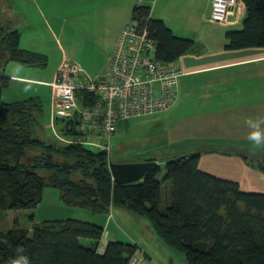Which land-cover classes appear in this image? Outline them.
<instances>
[{
    "label": "trees",
    "instance_id": "obj_1",
    "mask_svg": "<svg viewBox=\"0 0 264 264\" xmlns=\"http://www.w3.org/2000/svg\"><path fill=\"white\" fill-rule=\"evenodd\" d=\"M241 1L246 17L240 31L226 33V49L264 48V0ZM132 21L148 32L154 60L162 64L176 63L194 51V39L175 37L162 21L150 18L148 7L135 6ZM9 63L45 69L48 58L20 49L19 32L0 27L3 88L10 83L4 76ZM76 98L81 108L99 101L85 88L76 91ZM42 112L35 97L0 106V213L36 209L45 190L55 189L70 208L95 215L118 208L144 218L186 264H264V194L242 192L237 183L199 169L202 154L219 153L238 156L264 175V157L203 149L156 162L141 181L120 185L109 169L113 159L83 143L77 114L54 120L57 136L69 142L61 144L58 137L40 138ZM103 234L102 227L73 219L43 221L31 230L15 224L6 232L0 229V264H8L19 246L30 251L34 264H129L138 247L108 242L99 253ZM81 239L90 241L87 247Z\"/></svg>",
    "mask_w": 264,
    "mask_h": 264
},
{
    "label": "crops",
    "instance_id": "obj_2",
    "mask_svg": "<svg viewBox=\"0 0 264 264\" xmlns=\"http://www.w3.org/2000/svg\"><path fill=\"white\" fill-rule=\"evenodd\" d=\"M9 2V10L3 11L0 0V18L4 13L6 18L0 19V27L19 32L20 49L45 55L48 65L41 70H48V73L9 63L4 69V76L10 79L8 89L20 90V98L2 103L15 99L22 101L28 97L39 98L42 103L45 99L50 116V84L61 64L67 61L79 68L81 72L77 84L82 88L91 81L104 78L119 33L132 22L133 8L144 6L150 8L151 19L162 21L177 38L194 39L195 47L192 53L177 61L182 75L178 78V97L172 107L153 117L133 118L116 125L110 147V152H114L113 160L118 164L129 158H141L138 163L165 162L203 149L248 155L257 153L254 157H264L260 156L264 147L254 148L247 138L250 131H259L264 136V122L255 128H248L245 123L248 119L264 121V48L226 49V33L240 31L246 17L242 1L235 7L234 14L222 24L209 20L210 0ZM87 139L84 136L82 140L92 141ZM199 169L216 178L237 183L242 192L264 194V175L249 168L238 156L202 154ZM44 198L54 200L55 205L61 208L59 198L57 203L52 191L45 190ZM79 212L72 215L103 228L104 238L99 245L103 249L108 242L134 244L138 247L136 255L144 257V264H186L160 239L156 242L161 246L159 255L141 235L143 241L134 238L125 242L115 241L116 234L114 241H110L109 229L116 223L113 215L119 221L124 218L132 223H140L141 217L113 208L106 219L100 218L97 222ZM144 226L150 239L155 240L150 224Z\"/></svg>",
    "mask_w": 264,
    "mask_h": 264
},
{
    "label": "built area",
    "instance_id": "obj_3",
    "mask_svg": "<svg viewBox=\"0 0 264 264\" xmlns=\"http://www.w3.org/2000/svg\"><path fill=\"white\" fill-rule=\"evenodd\" d=\"M240 0H211L210 21L222 24L234 14ZM154 43L145 29L132 21L119 33L115 49L108 60L107 74L91 81L87 87L99 97L95 106L81 108L76 98L80 87L77 66L64 61L58 69L52 90V119L80 117V129L86 145L110 153L111 139L119 122L153 117L172 107L178 97L177 63L162 64L154 60ZM102 253V249H99ZM134 255L129 264H141Z\"/></svg>",
    "mask_w": 264,
    "mask_h": 264
},
{
    "label": "rangeland",
    "instance_id": "obj_4",
    "mask_svg": "<svg viewBox=\"0 0 264 264\" xmlns=\"http://www.w3.org/2000/svg\"><path fill=\"white\" fill-rule=\"evenodd\" d=\"M210 2H211V0H210ZM1 4H2V10L3 11L9 10V7H8L10 4L9 0H1ZM4 16H5V13L3 15V18H0V19L1 20L6 19ZM31 52H33V51H31ZM35 53H37V52H35ZM39 71H41L42 73H48V70H41L40 69ZM8 72H10V71H8ZM20 92H21L20 90L16 91L13 89L3 88L0 86V106H1L2 102L11 101L14 98H20V97H18ZM17 100L18 99H15L14 101H17ZM42 100H43L42 101L43 112H42L41 122H42L43 130L42 129L39 130V136L41 139H45V140H48V139L49 140H55V139L57 140L56 137H58L57 136L58 133L54 130L52 112L49 116L47 107H45V105H46L45 99H42ZM51 105H52V97H51ZM162 117H164V116H162ZM49 125L51 126V128ZM58 139H59L61 144H64V143L69 144V142H64V141H68V140H63L59 137H58ZM99 151H101V150H99ZM122 151H124V149H122ZM107 155L113 159L114 152L107 153ZM252 155L256 156L257 153H253ZM263 155H264V152L260 153V156H263ZM129 157H134V155L129 156ZM140 160H142V159L141 158H139V159L129 158V159H123L122 163H138ZM141 162H143V161H141ZM114 163H116V162L114 161ZM48 190L52 191L53 194L56 195V197H57L56 201L58 203V197H59L58 192L55 189L54 190L48 189ZM59 205L61 208H59L58 205H55L54 200L44 198L43 202H41L40 205L36 209L8 211V212H4V213L2 212V213H0V220H1L0 229H1V231L6 232V231L12 229L15 224H18L19 227H21V228L31 230V228L33 227L34 224H39L40 222H43L46 220L51 221V220L73 219V220L81 221L82 220L81 217H78L76 215H72V213L79 212V211H83V212H79V213H84L87 216V218L90 217V220L98 222L100 218L106 219L105 217L110 214L109 212L112 209L111 208L109 210L108 215L107 214L93 215L88 210H83V209L80 210L79 208H70V207L65 206L61 202ZM112 215H113V213H112ZM48 216H51V217H48ZM31 217H33V221L30 220ZM139 219H141V218H139ZM113 221L116 223H114V222L111 223V225H113V223H114L115 227L113 226L111 229H109V231L111 232L110 241H114V239H113L114 238L113 236H115L114 234H116V236H117L115 241L121 240L124 242L130 238H134L135 240H138V239L142 240L139 236V235H141V237L145 241H148L152 244V248L154 249V252L157 255H159L161 253V246H159V244L156 243L157 241H160L159 238L155 234H153L155 237V240L150 239L148 230L144 229L145 228L144 224L149 226V222L147 220L142 218L140 223H136V222L132 223L130 221H126L124 218L122 221H119L118 217L116 215H113ZM91 223H93V222H91ZM106 230H107V228H106ZM152 233H154V232H152ZM102 237L104 238V236H102ZM101 242H102V239H101ZM80 243L83 246L87 247L88 244L90 243V241L85 240V239H81ZM99 249H102V252L104 250L103 247H99ZM172 252L175 253L179 258H182V256L180 254H178L174 251H172ZM139 255H141L140 252H139ZM140 258L142 259V264H144V257L140 256Z\"/></svg>",
    "mask_w": 264,
    "mask_h": 264
},
{
    "label": "water",
    "instance_id": "obj_5",
    "mask_svg": "<svg viewBox=\"0 0 264 264\" xmlns=\"http://www.w3.org/2000/svg\"><path fill=\"white\" fill-rule=\"evenodd\" d=\"M154 166H157V163H112L110 164L109 169L115 183L129 185L141 181L147 171Z\"/></svg>",
    "mask_w": 264,
    "mask_h": 264
},
{
    "label": "clouds",
    "instance_id": "obj_6",
    "mask_svg": "<svg viewBox=\"0 0 264 264\" xmlns=\"http://www.w3.org/2000/svg\"><path fill=\"white\" fill-rule=\"evenodd\" d=\"M260 122L264 121L248 119L245 123L248 128H255L259 126ZM247 138L254 148L264 147V136L259 131H250ZM8 264H34V261L30 251L23 246H19Z\"/></svg>",
    "mask_w": 264,
    "mask_h": 264
}]
</instances>
